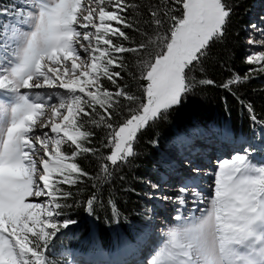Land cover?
<instances>
[{"label": "snow or ice", "instance_id": "1", "mask_svg": "<svg viewBox=\"0 0 264 264\" xmlns=\"http://www.w3.org/2000/svg\"><path fill=\"white\" fill-rule=\"evenodd\" d=\"M235 7L236 0H21L0 8V17L10 21L0 34V264H52L47 252L53 239L77 223L64 211L76 193L64 186L75 188L90 175L78 158L110 147L111 166L128 161L137 155L139 134L206 86L241 105L253 139L237 140L228 127L197 125L191 136L176 138L181 154L194 136L241 147L229 159L218 158L212 173L187 157L178 171L168 158L164 172L153 169L157 182L140 180L147 190L137 195L176 210V226L168 228L151 264H264V161L256 160L264 152V118L233 87L264 76V16L244 29L251 49L245 63L252 67L243 74L228 68L220 83L206 67L214 45L227 51ZM125 29L141 39L133 42ZM126 53L136 55L146 82H138L137 92L124 82ZM94 129L105 132L99 146ZM100 171L110 183L109 165ZM205 176L212 178L207 191ZM168 187L171 192L162 191ZM92 189L89 215L104 195L100 185ZM107 196L118 214L115 196ZM145 220L143 230L154 225V216ZM141 239L122 238L110 251L93 245L88 264H130Z\"/></svg>", "mask_w": 264, "mask_h": 264}, {"label": "trees", "instance_id": "2", "mask_svg": "<svg viewBox=\"0 0 264 264\" xmlns=\"http://www.w3.org/2000/svg\"><path fill=\"white\" fill-rule=\"evenodd\" d=\"M257 1L236 0L235 14L226 45L227 51L224 46L220 45H214L211 48L213 57L206 62V67L208 76L218 83L223 82L229 76L228 68L243 74L249 67H252L245 63L246 32L244 29L251 22V13ZM125 31L132 37L133 42L141 39V36L131 29H125ZM124 43L127 44V42ZM124 55L129 65V71L124 74V82L133 92H137L138 82L146 83L140 75V62L135 54L126 53ZM225 60H227L226 64H224ZM221 64H224V67H221ZM133 74L136 76L135 80L132 79ZM105 83L107 84V82ZM109 87L111 86L109 85ZM233 87L241 98L253 102L257 115L264 118V91H260L264 89V76L250 80L239 88ZM225 97H227V104ZM197 125L204 128H208L210 125L224 128L228 125L236 138L248 137L252 133L248 113L232 96L219 87L206 86L203 89H198L196 95L185 99L182 106L173 109L167 120L152 124L138 135L135 143L137 152L135 157L129 158L128 161L121 162L115 167L111 166L110 162L106 160V156L111 151V148L108 147L101 148L100 153L96 156L89 155L78 158L77 162L90 175L75 188L69 189L67 185L64 186L66 190L76 193L75 203L73 204L71 199L68 200L67 203L73 204V206L64 211L66 215L77 221V225L64 230L55 243L83 251H89L93 245L97 244L103 249L109 250L121 235L128 237L130 226L137 223L143 212L146 211L145 197L137 195V193L147 190L140 180L142 178L155 179L157 173L153 167L157 164L158 157L166 144L171 142L176 135L190 133V130ZM94 131L97 132L94 143L99 146V138L105 135V132L102 129H94ZM103 163H107L110 170H113L110 183L103 179V174L100 171V166ZM121 177H124L123 181L120 179ZM93 184L100 185L104 195L102 200L97 201L94 205V213L89 215L86 211V197L93 190ZM125 188H135L136 193L122 191ZM77 189L80 191L77 192ZM108 192L113 193L116 198L118 214L114 215L111 205L107 203ZM58 219L62 220V217Z\"/></svg>", "mask_w": 264, "mask_h": 264}, {"label": "rangeland", "instance_id": "3", "mask_svg": "<svg viewBox=\"0 0 264 264\" xmlns=\"http://www.w3.org/2000/svg\"><path fill=\"white\" fill-rule=\"evenodd\" d=\"M263 1V0H262ZM20 5L21 0H9L8 5ZM1 5V4H0ZM261 16H264V1L260 4H255L253 7V12L251 15V23L253 22H259V19ZM8 17H0V34L3 33V25L6 23H9ZM247 37V33H245V39ZM245 42V41H244ZM249 46L245 43V53L246 56L248 54V51H250ZM202 140L203 145L198 146L195 144L197 140ZM214 137H192V149L195 150V154L192 153V149L189 148V146L184 150V152L178 156V160L181 162V160L184 157H187L188 159H197L198 161H202V164L204 166V171L207 173H212L215 169V166L218 164L219 159H229L231 155L236 154V149L240 148V144L236 145H225L221 143L218 140H213ZM176 140V139H175ZM174 140V142H175ZM174 142L166 149V151L163 154V157L160 159L159 163L160 166L158 167V170L160 172L165 171L164 165L168 162V158H172L173 156V150L175 148ZM248 144H244L243 147H247ZM259 154L262 155V158H259ZM256 160L264 161V152H257L256 154ZM183 169V165L180 167V171ZM211 177L205 176L203 178L204 184H206L205 190L207 191V185L211 183ZM178 182V181H177ZM171 183V184H176ZM171 188H165L162 189V191L165 192H171ZM148 203H146L147 210L144 212L145 216H154L155 217L158 214H163L162 221L158 222V225L154 224L151 228L147 230H143V226L147 223V221L144 219L141 223H139L137 226L134 227L135 231L133 232V236L131 240L133 241L136 239V235L140 234L142 239L140 246L136 252V254L133 257H130V264H151L152 256L158 252L160 249H162L167 242V230L169 227L176 226V210L173 205L168 204L166 202L156 201L152 200L149 201L147 199ZM201 211H203V206L201 207ZM197 216L200 215V212L196 213ZM187 218V214H186ZM72 227V225L69 226V228ZM65 230V229H61ZM151 241V244L148 249L143 250V242L144 241ZM69 250L60 251V256L63 258L64 256L69 255ZM70 259L74 260V254L70 255Z\"/></svg>", "mask_w": 264, "mask_h": 264}, {"label": "bare ground", "instance_id": "4", "mask_svg": "<svg viewBox=\"0 0 264 264\" xmlns=\"http://www.w3.org/2000/svg\"><path fill=\"white\" fill-rule=\"evenodd\" d=\"M195 144H197L198 146H201V145H203V142L200 141V140H197V141L195 142ZM192 147H193V144H192V142H191V144L189 145V148L192 149ZM179 155H181L180 152H178L176 149H174V150H173V156H172L171 159L175 161V165H176V168H177L178 171H180V167L182 166V163L178 160V156H179ZM170 182H171V183H175V182H177V178H175V177L170 178ZM203 186H206V184H204V181H203ZM162 219H163V214H161V213L158 214V215L155 217V219H154V224L158 225V222H159V221H162ZM153 226H154V225H153ZM150 244H151V241H149V240L144 241V242H143V250L148 249L149 246H150Z\"/></svg>", "mask_w": 264, "mask_h": 264}]
</instances>
